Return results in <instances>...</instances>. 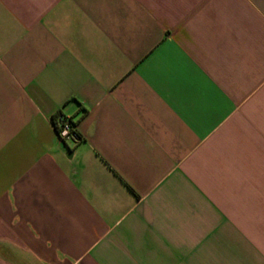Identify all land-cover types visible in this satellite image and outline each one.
Returning a JSON list of instances; mask_svg holds the SVG:
<instances>
[{
  "label": "crops",
  "instance_id": "1",
  "mask_svg": "<svg viewBox=\"0 0 264 264\" xmlns=\"http://www.w3.org/2000/svg\"><path fill=\"white\" fill-rule=\"evenodd\" d=\"M0 264H264V0H0Z\"/></svg>",
  "mask_w": 264,
  "mask_h": 264
},
{
  "label": "built area",
  "instance_id": "2",
  "mask_svg": "<svg viewBox=\"0 0 264 264\" xmlns=\"http://www.w3.org/2000/svg\"><path fill=\"white\" fill-rule=\"evenodd\" d=\"M57 131L61 142L65 145L77 144L81 141V135L78 132L77 125L73 120L63 114L57 116Z\"/></svg>",
  "mask_w": 264,
  "mask_h": 264
},
{
  "label": "trees",
  "instance_id": "3",
  "mask_svg": "<svg viewBox=\"0 0 264 264\" xmlns=\"http://www.w3.org/2000/svg\"><path fill=\"white\" fill-rule=\"evenodd\" d=\"M54 123L55 125H57V117L54 119Z\"/></svg>",
  "mask_w": 264,
  "mask_h": 264
}]
</instances>
